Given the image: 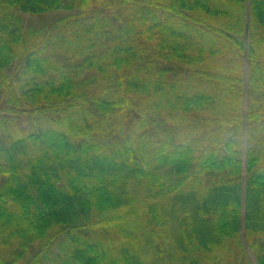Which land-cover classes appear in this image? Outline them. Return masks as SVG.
<instances>
[{
	"label": "trees",
	"instance_id": "16d2710c",
	"mask_svg": "<svg viewBox=\"0 0 264 264\" xmlns=\"http://www.w3.org/2000/svg\"><path fill=\"white\" fill-rule=\"evenodd\" d=\"M250 2L0 0V264H264Z\"/></svg>",
	"mask_w": 264,
	"mask_h": 264
},
{
	"label": "rangeland",
	"instance_id": "374dc122",
	"mask_svg": "<svg viewBox=\"0 0 264 264\" xmlns=\"http://www.w3.org/2000/svg\"><path fill=\"white\" fill-rule=\"evenodd\" d=\"M251 2H250V0H249V3H247V10L249 11V4H250ZM32 20H34V19H31V21ZM246 42H247V48H248V43H249V41H247L246 40ZM248 59L246 58V61H245V79H246V82H247V78H248ZM247 98H246V96H245V100H244V110H246L247 111ZM245 111V112H246ZM243 180L245 181V174H246V164H245V162H246V151H247V131H246V128L244 129V136H243Z\"/></svg>",
	"mask_w": 264,
	"mask_h": 264
}]
</instances>
